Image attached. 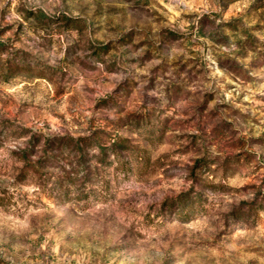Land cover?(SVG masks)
Returning <instances> with one entry per match:
<instances>
[{
  "label": "rangeland",
  "instance_id": "1",
  "mask_svg": "<svg viewBox=\"0 0 264 264\" xmlns=\"http://www.w3.org/2000/svg\"><path fill=\"white\" fill-rule=\"evenodd\" d=\"M0 264H264V0H0Z\"/></svg>",
  "mask_w": 264,
  "mask_h": 264
}]
</instances>
